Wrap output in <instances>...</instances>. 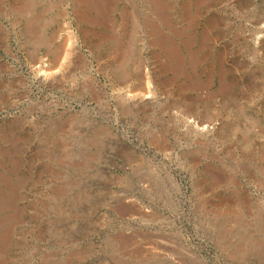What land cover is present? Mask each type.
Segmentation results:
<instances>
[{
    "label": "rangeland",
    "instance_id": "rangeland-1",
    "mask_svg": "<svg viewBox=\"0 0 264 264\" xmlns=\"http://www.w3.org/2000/svg\"><path fill=\"white\" fill-rule=\"evenodd\" d=\"M0 64V264H264V0H0Z\"/></svg>",
    "mask_w": 264,
    "mask_h": 264
},
{
    "label": "bare ground",
    "instance_id": "bare-ground-1",
    "mask_svg": "<svg viewBox=\"0 0 264 264\" xmlns=\"http://www.w3.org/2000/svg\"><path fill=\"white\" fill-rule=\"evenodd\" d=\"M28 5V4H27ZM30 5H31V3H30ZM29 5V7H31ZM51 5V4H50ZM48 7V6H47ZM19 9V8H18ZM19 11V10H18ZM41 11V10H40ZM15 12V11H14ZM20 12V11H19ZM5 14V13H4ZM20 14H22V13H20ZM25 14V13H24ZM23 16V15H22ZM36 16V15H35ZM38 16V15H37ZM5 17V16H4ZM32 17V16H31ZM34 17V16H33ZM30 18V17H29ZM27 20V19H26ZM29 20V19H28ZM20 21V20H19ZM43 21V20H42ZM35 22H36V20H35ZM45 22V21H44ZM28 25V24H27ZM38 25V24H37ZM36 25V26H37ZM40 25H42V24H40ZM29 26H31L32 27V21H30L29 22ZM31 27L29 28V31L31 30ZM35 29V31L33 32V33H35V32H37V33H40L41 32V28H40V26H37L36 28H34ZM7 31V30H6ZM27 33V32H26ZM43 33V32H42ZM37 37V36H36ZM2 39V38H1ZM34 44H36V47H34V49H40L41 48V44H42V41H41V38L38 36L37 38H36V40H35V42H34ZM38 47V48H37ZM9 51V50H8ZM37 51V50H36ZM22 57V56H21ZM36 57V56H35ZM83 57V56H82ZM52 61V60H51ZM87 62V61H86ZM41 65V64H40ZM39 66V65H38ZM2 68H5V67H3V65H1L0 64V69H2ZM43 69L44 68H42V67H39V69H38V78H40V77H42V75L44 74V71H43ZM6 70V69H5ZM47 70V69H46ZM45 75V74H44ZM46 76V75H45ZM35 77V76H34ZM25 78V77H24ZM14 79V78H13ZM39 80V79H38ZM18 82V81H17ZM20 82V81H19ZM22 82V81H21ZM6 82H3V81H0V97L2 96V91H7L8 93H9V90H10V88L12 87L11 86V84H5ZM43 85V84H42ZM14 86V85H13ZM16 86H19V85H17L16 84ZM23 86H24V84H21L20 86H19V88L20 87H22L23 88ZM28 90V89H27ZM29 91V90H28ZM11 92V91H10ZM30 92V91H29ZM28 94V93H27ZM10 95V94H9ZM26 95V94H25ZM8 96V95H7ZM6 95H5V97H7ZM4 97V98H5ZM9 99V98H8ZM6 100V99H5ZM15 101V100H14ZM18 102V101H17ZM20 102V101H19ZM37 102H38V100H37ZM5 103V102H4ZM36 104V103H35ZM43 104V103H42ZM3 106V105H2ZM13 106V105H12ZM43 112V111H42ZM44 113V112H43ZM76 116V115H75ZM27 117V116H26ZM188 118V117H187ZM32 119V118H31ZM30 119V120H31ZM55 120V119H54ZM67 121V120H66ZM33 122V121H32ZM31 122V123H32ZM35 123H33V125L34 126H32V127H34V139H35V141H36V143H37V146H38V153H37V155H38V157L39 158H41V152H43V150L45 151V149H44V147L47 145V142H48V139L49 138H51L52 136H56L57 134H58V132H60V130H61V128H60V126H59V124H57V125H55V124H52V125H50V126H48V129H47V131H46V128L47 127H45V124L46 123H44V121H43V119H42V116L39 114L37 117H36V120L34 121ZM58 122V121H57ZM66 123V122H65ZM48 124V123H47ZM25 127V121L23 120V122H21V123H19V130H23V128ZM50 127V128H49ZM206 127V126H205ZM194 128V127H193ZM2 129V128H1ZM25 129V128H24ZM11 130V129H10ZM14 131V130H13ZM63 132V131H62ZM28 133V132H27ZM11 135H12V133H11ZM159 136H160V134H158ZM14 137V136H13ZM20 137V136H19ZM25 137V136H24ZM53 137V138H54ZM162 137V141H163V148H164V152L165 153H167L168 154V156L169 155H171V152H173L174 151V148H176L177 147V137H173V136H170L169 134H164L163 136H161ZM0 140L1 141H5V144H8V143H10V142H15V139H13L12 137H9V136H3L2 134H1V136H0ZM17 141V140H16ZM212 141V140H211ZM221 141V140H220ZM52 142V141H51ZM223 142V141H222ZM218 143V142H217ZM33 144V143H32ZM55 144V143H54ZM159 145V144H158ZM216 145V144H215ZM14 146V145H13ZM49 146H51L50 144H49ZM48 146V147H49ZM218 146V145H217ZM52 147H53V145H52ZM37 148V147H36ZM46 148H47V146H46ZM133 148V147H132ZM136 149V148H135ZM135 149H134V152H133V150L131 151L132 152V154L134 155V156H138L137 155V153H136V151H135ZM206 149V148H205ZM37 150V149H36ZM160 150V149H159ZM162 150V149H161ZM130 151V150H129ZM19 153V152H18ZM221 153V152H220ZM5 154V153H4ZM39 154H40V156H39ZM199 154V155H198ZM205 153H203V149L201 150V151H199L198 153H197V155H195V156H193V158L192 159H189V158H187L186 156H188V155H185L184 153H181L180 154V156H179V160L180 159H182V160H180V162L184 165V166H186V167H192V168H194V166H196V165H198V164H200L201 163V159H202V157L200 156V155H204ZM191 155H193V154H191ZM1 156V155H0ZM218 156V155H217ZM231 156V155H230ZM234 156V155H233ZM143 157V156H142ZM227 157V156H226ZM229 158V157H228ZM18 159V158H17ZM220 159V158H219ZM230 159H231V157H230ZM229 159V160H230ZM233 159V158H232ZM8 160V159H7ZM10 160V159H9ZM151 160H153V159H151ZM218 160V159H217ZM142 161V160H141ZM145 161V160H144ZM231 161V160H230ZM153 162V161H152ZM232 162V161H231ZM234 162V161H233ZM236 163V162H235ZM240 163V162H239ZM247 163V162H246ZM12 164V163H11ZM167 164V163H166ZM166 164H164L163 166H162V172L161 171H159V175L157 176L158 178H157V183H159L164 189L165 188H168L169 190H172V188H173V190L175 191V189H178V190H180V188H179V184H178V181L172 176V174L170 173V171H169V169H168V165H166ZM225 164V163H224ZM162 165V164H161ZM250 165V164H249ZM5 166V165H4ZM210 166V165H209ZM235 166V165H234ZM241 166V165H240ZM251 166V165H250ZM248 167V166H247ZM15 168V167H14ZM246 168V167H245ZM255 168V167H254ZM153 169V168H152ZM211 169V168H210ZM243 170H244V168H242ZM154 170H156V169H154ZM153 170V171H154ZM259 170V169H258ZM258 170H256V171H258ZM208 171V170H207ZM235 171V170H234ZM15 172V171H14ZM250 172V171H249ZM261 172V171H260ZM153 173V172H152ZM156 174H157V171L155 172ZM211 173V172H210ZM236 174V173H235ZM248 174V173H247ZM257 174V173H256ZM9 175H11V174H9ZM8 175V171L3 167V166H0V181H2V182H4V184H8V182H10L11 180H13V181H22L23 180V178H21V177H19V176H17V179L15 180L14 178H16V176L13 178V176L11 175V176H9ZM154 176V175H153ZM229 176V175H228ZM13 178V179H12ZM231 178V177H230ZM229 178V179H230ZM233 178V177H232ZM11 179V180H10ZM213 179V178H212ZM234 179V178H233ZM238 179V178H237ZM10 180V181H9ZM159 180H160V182H159ZM215 180V179H214ZM231 180V179H230ZM152 181V180H151ZM153 181H155V180H153ZM12 183V182H11ZM150 183V182H149ZM154 183V182H153ZM151 184V183H150ZM260 184V183H259ZM11 184H8L6 187L8 188V186H10ZM145 185V184H144ZM156 185V184H155ZM146 186V185H145ZM147 186H148V184H147ZM151 186V188H153L152 187V185H150ZM5 187V186H4ZM5 187V188H6ZM2 188V187H1ZM148 188H149V186H148ZM264 188V187H263ZM3 189V188H2ZM13 189H14V187H13ZM153 190V189H152ZM151 190V191H152ZM158 190V189H157ZM159 191H160V189H159ZM166 191V190H165ZM177 191V190H176ZM6 192V191H5ZM249 192V191H248ZM1 193V192H0ZM168 192L166 191V193L165 194H167ZM170 193H171V191H170ZM179 193H180V191H179ZM4 194V193H3ZM158 194V193H157ZM160 194H162L161 192H160ZM173 194V193H172ZM161 196V195H160ZM167 196H168V194H167ZM6 197V196H5ZM170 197V196H169ZM262 197V196H261ZM171 198V197H170ZM159 199H160V197H159ZM4 200V204H6V202H7V199H3ZM3 200H0V208L1 207H4V205H2V201ZM161 200V199H160ZM165 200V199H164ZM132 201V200H131ZM135 201V204H139V201L138 200H134ZM171 201V200H170ZM152 202V201H151ZM8 203V202H7ZM141 204V203H140ZM154 204V203H153ZM11 205V204H10ZM170 205V204H169ZM12 207H13V205H11ZM139 206V205H138ZM132 207V206H131ZM139 208H140V212H142L141 211V206H139ZM176 208V207H175ZM136 209H137V207H136ZM143 209V208H142ZM13 210V209H12ZM146 210V209H145ZM8 211V210H7ZM148 211V210H147ZM147 211H144L145 213L147 212ZM0 212H2V211H0ZM144 212H142V213H144ZM149 212V211H148ZM239 213V212H238ZM6 215V214H5ZM240 215V214H239ZM238 215V216H239ZM6 216H8V215H6ZM145 216V215H144ZM5 217V216H4ZM141 217V216H140ZM245 217V216H244ZM243 217V218H244ZM7 218H9V217H7ZM145 218H147V217H145ZM148 218H149V216H148ZM142 221H144L143 219H141ZM0 221H2V220H0ZM4 222V221H3ZM6 222V221H5ZM9 222V221H8ZM240 222V221H239ZM0 223H2V222H0ZM240 224V223H239ZM0 226H1V224H0ZM242 226H244V224L242 225ZM245 227V226H244ZM248 228V227H247ZM261 230V229H260ZM262 231V230H261ZM242 232V231H241ZM243 233V232H242ZM181 235V234H180ZM248 235H250L249 233H248ZM153 237V236H152ZM154 237H156V236H154ZM165 237V236H164ZM254 237V236H253ZM259 237V236H258ZM149 238V237H148ZM144 239V238H143ZM146 240V239H145ZM150 240V239H149ZM242 240V239H241ZM263 240V239H262ZM148 241V240H147ZM152 241H153V239H152ZM157 241H159V240H157ZM157 241H155V243H157ZM9 242V241H8ZM149 243H150V241H148ZM235 242H237V241H235ZM76 244V243H75ZM78 244V243H77ZM159 244V243H158ZM252 244H254V242L252 241V239L250 238V237H247V238H245V243L243 244V246L241 247L240 246V248H241V250H239V254H242V252H244V250H245V248H247V246H249L250 247V245L252 246ZM8 245H9V243H8ZM73 245V244H72ZM149 245V244H148ZM153 245V244H152ZM261 245V244H260ZM264 245V244H263ZM150 247H151V249H152V247L153 246H151V245H149ZM157 246V245H156ZM229 246V245H228ZM239 246V245H238ZM7 247V246H6ZM38 247V246H37ZM149 247V248H150ZM183 247V246H182ZM36 248V247H35ZM34 248V249H35ZM167 248V247H166ZM181 248V247H180ZM236 248H238V247H236ZM1 249V248H0ZM155 249V248H154ZM227 249H229V248H227ZM231 249V248H230ZM36 250V249H35ZM166 251H167V249H165ZM237 250V251H238ZM39 251V250H38ZM164 251V250H163ZM169 251V250H168ZM173 251V250H172ZM236 251V252H237ZM173 253V252H172ZM234 253V252H233ZM7 254V253H6ZM5 254V255H6ZM190 256H193V260H194V264H199V257L197 256V255H195V254H189ZM231 255V254H230ZM48 260V259H47ZM24 262H26V261H24ZM2 263V262H1ZM201 263V262H200ZM45 264V263H44ZM47 264V263H46Z\"/></svg>",
    "mask_w": 264,
    "mask_h": 264
}]
</instances>
